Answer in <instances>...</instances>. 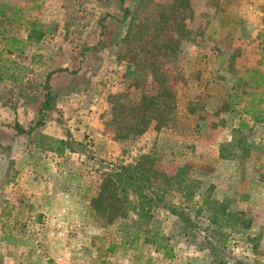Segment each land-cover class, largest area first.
<instances>
[{
    "label": "rangeland",
    "instance_id": "rangeland-1",
    "mask_svg": "<svg viewBox=\"0 0 264 264\" xmlns=\"http://www.w3.org/2000/svg\"><path fill=\"white\" fill-rule=\"evenodd\" d=\"M3 4L21 18L13 33L24 37L26 20L48 33L24 56L0 57L9 75L22 78L0 82V213L11 212L0 219V264H264V122L242 113L251 102L249 72L264 75V0H126L124 20L120 0ZM51 72L55 121L62 126L69 116L85 136L84 149L54 160L32 155L36 170L29 164L28 171L41 186L23 190L18 168L29 145L13 137V126L36 120ZM162 86L174 98L175 120L158 126L149 119L132 135L141 96L158 95ZM232 94L241 100L222 110ZM69 97L74 103L65 113ZM143 156L152 157L157 182L170 186L165 205L141 227L146 235L133 215L97 212L91 201L105 172ZM182 168L200 182L192 203L172 183ZM206 197L243 213L249 228L211 224L199 209ZM30 202L44 203L41 219H24Z\"/></svg>",
    "mask_w": 264,
    "mask_h": 264
},
{
    "label": "trees",
    "instance_id": "trees-1",
    "mask_svg": "<svg viewBox=\"0 0 264 264\" xmlns=\"http://www.w3.org/2000/svg\"><path fill=\"white\" fill-rule=\"evenodd\" d=\"M126 0H120V9L123 13L122 20H124L128 14L129 9L125 5ZM11 9L6 5H0V45L3 46L0 51V57L3 54L15 57L24 56L27 50L39 47L47 36V28L37 22H31L26 20L24 22L23 30L26 32L25 36H18L13 33L12 23H15L18 27L21 18L17 12H11ZM9 13V14H8ZM121 20V21H122ZM19 29V28H17ZM37 56H32L33 60ZM3 59V58H1ZM6 62V59H3ZM11 64L14 62L10 60ZM4 65V64H3ZM0 82L11 80L13 82H21L20 75H9V67L0 65ZM127 74L133 75L134 72L128 70ZM49 73L42 86L43 98L40 107L37 110L36 120L29 124L27 127L15 123L13 130L15 136H23L28 139V145L39 149L41 151L53 153L57 156H62L66 151L75 153L81 152L84 149L82 142L74 141L70 135L67 139L60 140L44 135L41 130L44 127L46 121L51 117L52 113H55L53 103L55 100V93L50 84L52 74ZM251 81L249 82V88L251 90L250 97L251 102L247 107L242 108V113L249 117L254 123L264 122V110L260 108L264 101V92L259 91L260 86H264V75L258 72H249ZM166 87L162 86V91L158 95H146L143 94L140 98L137 109H141L142 113L133 122V126L129 129V132L133 135V131L138 126H143L140 131L135 133H142L146 129L148 120H155L158 126H166L167 123H171L175 120L176 105L172 95L166 90ZM20 95V94H19ZM258 97L257 103L254 105V99ZM163 100L161 101L160 99ZM234 100H241L238 94H232L227 97L226 102L223 103L222 110L233 111L235 109ZM134 109V110H137ZM189 113L193 114L194 110L189 109ZM199 126L197 125V128ZM248 124L241 122L240 128H247ZM130 135V134H126ZM247 152L245 151L244 154ZM152 164V157L143 156L137 163H131L128 165H118L110 172H105L104 179L101 182L99 194L97 198H93L92 207L98 212L100 210H107V213L111 214L115 212L119 218H126L129 215L136 217L133 224L137 226L139 233L143 232L145 235L149 233L148 230L141 231L143 225L149 224L153 219V212L157 205H165V194L170 186H161L160 182H157V170H155ZM163 182L169 183L170 180L167 177L161 178ZM172 183L176 185V191L184 199L185 203H192L193 194L199 186V181L194 180L190 175L185 172V169H179L177 173L172 177ZM198 205V203H197ZM100 209V210H99ZM199 209L206 211L209 215L211 224L218 226L222 229L228 227L233 229L237 227L240 230H247L249 228L250 221L244 216L243 213L237 211H231L224 203L216 202L206 199L200 204ZM173 210V209H172ZM175 212V210H173ZM11 212L0 213V219L7 217ZM112 219L110 218L109 222ZM145 243H152L148 237L144 239Z\"/></svg>",
    "mask_w": 264,
    "mask_h": 264
},
{
    "label": "crops",
    "instance_id": "crops-1",
    "mask_svg": "<svg viewBox=\"0 0 264 264\" xmlns=\"http://www.w3.org/2000/svg\"><path fill=\"white\" fill-rule=\"evenodd\" d=\"M54 79H55V73L52 74L51 76V86L53 88V91L55 93V90H54V85L52 83H54ZM73 99L70 97L66 100L65 102V113H66V110H70V106H73ZM53 107H54V111H55V103H53ZM65 120H64V125L60 126L58 121H55V113H52L51 117L46 121L44 127L42 128L41 132L44 134V135H47L49 137H52V138H55V139H60V140H65L67 139V136L70 135L71 138L74 140V141H77V142H82L85 138V136H82L79 134L78 132V128L75 124H73V120L71 121V119H69V116H64ZM21 125V124H20ZM24 127H27V126H24ZM13 137H16V138H23V136H15V134L13 135ZM71 155V152L69 151H66L64 153V155ZM21 155L24 156L22 158L23 160V164H22V167L18 168L20 169L21 171V175L25 176V182L23 183V185H21V189L25 190V189H39L40 186H41V183L38 182V180L35 179L36 174H32L31 175V172L28 171L30 169V165H32L33 168V171L36 170V167L34 166V162L33 160H31V156L32 155H39L40 157H43V158H48V159H51V160H54L55 158H58L57 155L53 154V153H49V152H45V151H41L39 149H35L31 146H28L27 148H24L21 150ZM55 157V158H53ZM36 161V164H39L41 167L43 165L42 161H39L38 163V160H35ZM35 167V168H34ZM33 180V182H32ZM30 193H33V192H27L26 191V194H30ZM30 197V195H29ZM55 202L58 204L59 201L58 200H55ZM31 204H29L28 206V210L26 209V214L24 216V219L25 220H28V221H33L34 219L37 218V220L41 219V216H37L36 217V213L38 212L37 208L38 207H43L44 206V203L43 204H38L36 202H30ZM50 205V202L47 203V206ZM23 205H21L22 207ZM37 206V207H36ZM17 208V207H16ZM44 213V215H46L45 212H42ZM11 214L8 215L7 217H2L1 219H6V218H10ZM49 216H43L42 219H45V221H48L49 220Z\"/></svg>",
    "mask_w": 264,
    "mask_h": 264
}]
</instances>
